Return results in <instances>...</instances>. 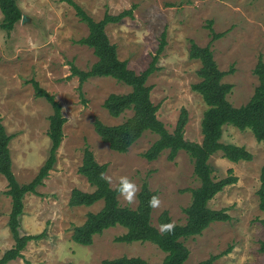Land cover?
<instances>
[{
  "label": "rangeland",
  "instance_id": "obj_1",
  "mask_svg": "<svg viewBox=\"0 0 264 264\" xmlns=\"http://www.w3.org/2000/svg\"><path fill=\"white\" fill-rule=\"evenodd\" d=\"M22 15L11 32L0 29V121L12 139L9 143L12 172L20 184L29 183L48 156L47 137L51 106L35 97L31 79L38 82L61 105L66 119L63 139L56 152V162L37 187V194L23 199L19 235H37L39 240L27 243L21 256L8 264H102L103 260L122 256L140 257L149 264H161L165 254L151 243H118L114 238L126 231L114 227L96 235L90 246L71 240L72 230L86 220L88 213L102 207H70L73 189L91 192L93 188L78 173L83 150L88 147L99 164H105V175L111 177V188L121 176H127L139 191L144 182L156 191L161 206L151 212V223L158 228V217L167 211L175 225L185 223L183 209L190 202L189 189L199 186L193 173V162L180 151L169 162L168 151L154 161L142 157L157 135L147 131L126 153L109 149L95 133L93 123L100 120L115 125L132 115L126 111L112 118L103 108L108 95L125 94L131 88L112 78H89L82 85L72 77L71 66L88 71L97 61L90 48L78 44L88 34L75 10L64 0H15ZM94 21L104 14L118 15L133 5L132 16L109 24L105 32L116 46L120 60L136 73L145 70L158 49L161 34L166 46L157 66L147 81L152 86L151 101L159 105L158 119L172 132L182 108L188 113L184 138L201 143L200 121L206 108L201 96L191 90L199 81L200 62L189 58L190 41L198 46H211L213 59L221 71L233 68L223 82L232 85L227 99L234 107L248 102L259 82L253 69L259 59L264 62V0H72ZM2 14L0 12V23ZM212 21L215 33H225L211 41L206 28ZM221 142L244 147L252 160L232 163L216 153L209 163L216 179L229 176L237 182L225 187L209 203L213 210L226 209L228 222L211 224L202 234L183 241L189 251L184 264H198L228 248L213 264H264L259 251L264 242L263 214L258 204L261 169L264 167V142H257L248 130L225 126ZM7 182L0 175V258L14 240L7 226L11 201L6 194ZM138 191V192H139ZM138 194V193H137ZM120 206L135 209L136 202L126 204L118 196Z\"/></svg>",
  "mask_w": 264,
  "mask_h": 264
},
{
  "label": "trees",
  "instance_id": "obj_2",
  "mask_svg": "<svg viewBox=\"0 0 264 264\" xmlns=\"http://www.w3.org/2000/svg\"><path fill=\"white\" fill-rule=\"evenodd\" d=\"M64 1L73 7L80 22L85 23L88 28L87 36L80 39L78 44L90 48L97 59L88 71H81L71 66L70 76L77 77L81 85L89 78L106 77L131 88L128 93H112L104 100L102 106L110 117L118 118L126 111H132V115L115 125H106L98 119L95 120L93 128L100 140L110 150L126 153L145 132L149 131L157 135V139L142 153V157L151 162L156 160L163 151H168L167 160L172 162L180 151L186 152L193 162L194 176L199 181L198 187L188 190L190 202L183 209L185 223L176 225L172 234L161 235L158 228L151 223L152 209L147 204L151 196H157V192L150 191L147 183L144 182L137 194V207L131 209L127 206H120L116 187L111 188L108 182L100 178L101 173H106L107 166L97 163L92 151L86 147L83 150L78 173L86 179L93 190L84 192L73 189L68 205L70 207H90L101 201L102 207L96 213H88L84 223L73 228L71 240L79 245L90 246L96 235L102 234L109 228L122 227L126 232L115 237V242L151 243L165 254L161 264H184L189 256V251L183 244L184 240L202 234L213 223L230 220L226 209L213 210L208 207V203L225 187L235 184L237 177L231 175L232 171L228 170V177L216 179L209 163L210 157L221 153L223 158L232 163L252 160V155L244 147L221 142L223 128L232 126L239 131L248 130L257 142H264V62L259 57L253 69V74L259 82L253 95L246 104L234 107L227 99L232 85L223 82L225 76L233 73V68L230 67L227 71L219 70L213 59L211 46L200 47L190 41L189 58L200 62V68L196 72L199 81L191 85V90L201 96L206 106L200 121L201 143L190 142L184 138L185 127L189 120L186 109L180 110L175 126L172 132H169L157 117L159 105L151 101L152 86L147 84L148 78L159 70L157 63L166 46L165 33L161 34L158 49L148 67L136 73L128 68L126 61L119 59L116 46L109 41L105 32L107 25L116 24L126 17H131L135 6L133 5L118 15L105 13L100 21H94L75 2ZM0 12L2 14L0 29L9 33L21 20L22 13L15 0H0ZM206 28L211 34L210 42L220 39L225 34L215 33L212 29V21H208ZM29 83L32 85L35 97L45 99L52 109L47 130L50 147L48 156L37 175L27 184L18 183L11 169L9 143L12 137L6 133L0 121V175L7 182L6 194L11 201L7 226L14 240L13 246L1 256L0 264H8L16 260L21 256V252L29 241L39 240L45 236L44 231L37 235L20 236L19 217L23 213L24 197L27 194H37V187L43 185L44 179L48 177L56 162V152L62 142L63 126L66 122L61 105L55 97L40 87L37 81L31 79ZM257 196L258 207L263 214L259 222L264 228V167L261 169ZM157 222L158 226L171 222L168 212L163 211ZM230 249L210 256L198 264H213ZM259 251L264 253V242H261ZM102 264L149 263L140 257L122 256L103 260Z\"/></svg>",
  "mask_w": 264,
  "mask_h": 264
},
{
  "label": "clouds",
  "instance_id": "obj_3",
  "mask_svg": "<svg viewBox=\"0 0 264 264\" xmlns=\"http://www.w3.org/2000/svg\"><path fill=\"white\" fill-rule=\"evenodd\" d=\"M100 178L111 183V177H107L104 173L100 174ZM115 190L126 204L132 205L136 202L139 188L127 176H121L119 178ZM147 204L150 209L155 210L161 206V200L158 196L153 195L149 198ZM175 227L176 225L174 222L162 223L158 226V231L161 235L172 234Z\"/></svg>",
  "mask_w": 264,
  "mask_h": 264
},
{
  "label": "water",
  "instance_id": "obj_4",
  "mask_svg": "<svg viewBox=\"0 0 264 264\" xmlns=\"http://www.w3.org/2000/svg\"><path fill=\"white\" fill-rule=\"evenodd\" d=\"M27 17L23 16L21 17V23H24L26 21Z\"/></svg>",
  "mask_w": 264,
  "mask_h": 264
}]
</instances>
